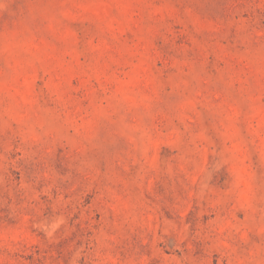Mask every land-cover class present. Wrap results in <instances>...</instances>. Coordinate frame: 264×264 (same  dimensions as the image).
I'll use <instances>...</instances> for the list:
<instances>
[{"label":"rangeland","instance_id":"obj_1","mask_svg":"<svg viewBox=\"0 0 264 264\" xmlns=\"http://www.w3.org/2000/svg\"><path fill=\"white\" fill-rule=\"evenodd\" d=\"M0 264H264V0H0Z\"/></svg>","mask_w":264,"mask_h":264}]
</instances>
